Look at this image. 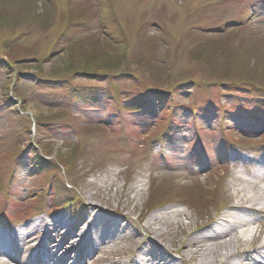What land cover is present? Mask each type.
<instances>
[{"label": "rangeland", "instance_id": "1", "mask_svg": "<svg viewBox=\"0 0 264 264\" xmlns=\"http://www.w3.org/2000/svg\"><path fill=\"white\" fill-rule=\"evenodd\" d=\"M263 155L264 0H0L1 226L77 221L106 173L144 183L134 220L174 203L206 221ZM121 242L69 264L126 262Z\"/></svg>", "mask_w": 264, "mask_h": 264}, {"label": "bare ground", "instance_id": "2", "mask_svg": "<svg viewBox=\"0 0 264 264\" xmlns=\"http://www.w3.org/2000/svg\"><path fill=\"white\" fill-rule=\"evenodd\" d=\"M183 137L179 134L175 142L180 143ZM178 161L176 169L183 164ZM259 165L264 169V155ZM160 171L164 177L169 173L161 168ZM108 176L106 173L103 178L105 188L99 184L101 175L85 186L77 221L72 215L42 217L20 231L0 225V259H7L0 264H69V259L79 251L90 256L111 242L122 240L130 246V257L119 264H264L260 227L250 226L253 222L260 224L253 216L264 215V185H259L264 184V173L257 171L250 180H242L243 185L235 188L232 195H221L219 199L224 203L206 221L180 210L174 203L157 205L147 214L141 211L134 220V212L129 211L131 194L140 191L144 183L120 188L118 180ZM115 187L116 207L112 208L111 192ZM137 198L141 201L142 195ZM104 202L108 208L103 207ZM183 218L188 220L187 225ZM45 240L48 246L43 247ZM23 242L32 244L35 254L22 258L19 253ZM174 254L180 255V259ZM81 256L74 264H83Z\"/></svg>", "mask_w": 264, "mask_h": 264}]
</instances>
